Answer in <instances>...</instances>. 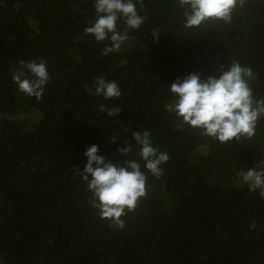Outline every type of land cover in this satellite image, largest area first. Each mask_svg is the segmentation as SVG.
<instances>
[{
    "label": "trees",
    "instance_id": "1",
    "mask_svg": "<svg viewBox=\"0 0 264 264\" xmlns=\"http://www.w3.org/2000/svg\"><path fill=\"white\" fill-rule=\"evenodd\" d=\"M143 3L148 20L103 56L108 41L84 31L96 19L92 0H0V264H264V200L236 177L264 159V119L251 140L220 143L178 130L164 107L178 77L216 75L232 60L253 69L264 97V0H245L227 25L188 31L175 0ZM33 59L51 77L39 101L11 80ZM97 76L117 81L122 96L92 95ZM145 129L170 159L119 229L99 218L73 167L83 169L92 144L113 162L139 159L118 149Z\"/></svg>",
    "mask_w": 264,
    "mask_h": 264
},
{
    "label": "clouds",
    "instance_id": "2",
    "mask_svg": "<svg viewBox=\"0 0 264 264\" xmlns=\"http://www.w3.org/2000/svg\"><path fill=\"white\" fill-rule=\"evenodd\" d=\"M182 11L181 29L197 30L208 25L232 22L237 9L245 6V0H175ZM96 19L84 31L91 34L98 43L105 44L101 55L120 52L130 41V33L139 31L148 20L141 12L143 0H92ZM162 31L154 28L153 39H158ZM19 67L11 73V80L26 96L42 99L50 82V72L45 60H20ZM256 73L250 66L232 60L220 63L218 74L204 77L192 72L178 77L168 84L172 100L164 105L168 113L177 121L176 128L183 131L185 126L198 130L202 136L220 143L233 140H251L257 134L259 122L264 119V97H257L252 86ZM86 90L97 98L111 100L122 96V89L115 80L103 76L94 79L92 87ZM100 111L108 116L119 113L120 108H108L100 104ZM116 136L112 137L115 143ZM134 145L125 142L118 151L123 157L130 154L136 158H126L113 162L99 154L97 144L87 147L84 152L86 163L83 169H73L86 184L91 193L89 204L98 210L100 219H107L110 226L124 229L129 212L136 209L138 202L147 197L148 176L159 179L164 172L163 165L169 161L167 152L153 144L148 130L132 133ZM134 147L139 151L134 152ZM237 180L246 185L248 191L264 200V159L253 167L236 173ZM256 227L255 222L249 225Z\"/></svg>",
    "mask_w": 264,
    "mask_h": 264
},
{
    "label": "rangeland",
    "instance_id": "3",
    "mask_svg": "<svg viewBox=\"0 0 264 264\" xmlns=\"http://www.w3.org/2000/svg\"><path fill=\"white\" fill-rule=\"evenodd\" d=\"M26 130V129H25Z\"/></svg>",
    "mask_w": 264,
    "mask_h": 264
}]
</instances>
